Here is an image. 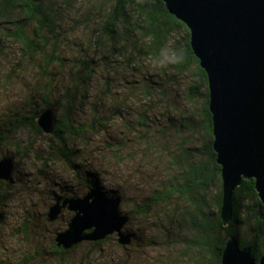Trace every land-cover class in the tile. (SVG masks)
Returning <instances> with one entry per match:
<instances>
[{
  "label": "trees",
  "instance_id": "obj_1",
  "mask_svg": "<svg viewBox=\"0 0 264 264\" xmlns=\"http://www.w3.org/2000/svg\"><path fill=\"white\" fill-rule=\"evenodd\" d=\"M6 46L19 64L26 61L41 81L36 108L27 114L21 111L6 117L0 149L10 138L26 133L28 137L21 140L26 158L37 150L32 139L45 137L50 158L42 159L43 165L59 162L73 169L75 149L70 143L84 138L83 133L97 132V126L104 129L114 119H122L119 111L130 109L127 106L130 100L141 105L143 111L137 112L127 127L137 134L149 132L156 125L153 98H158L160 107L166 102L165 96L157 92L154 79L159 78V87L166 89L177 78V75L168 76L169 73L192 76L185 89L187 115L179 116L178 144L173 146V142H167L166 128L160 129L164 135V141L158 146L161 150L158 147L152 150L165 177L149 198L136 205L131 215L159 217L160 221L155 220L159 226L163 221L165 233L162 231L164 243L158 251L167 253L168 249L177 250L180 246L183 249L180 258L184 257L186 264H222L231 238L242 249H250L253 260L259 263L263 255L264 204L255 180L244 179L234 192L233 218L228 224L222 219V167L213 146L208 76L192 49L189 28L170 14L163 0H0V60L3 63ZM12 82L15 83L13 76ZM112 82L129 95L117 96ZM58 90L59 99L53 100ZM39 105L42 108L37 110ZM51 107H57V126L48 135L36 120ZM114 108L115 111L109 112ZM88 113L93 115L91 123L83 124L87 120L81 124L78 117ZM147 138L148 135L142 136L144 140ZM114 145L121 150L124 141ZM143 145L148 146L147 141ZM116 153L118 158L119 152ZM17 163L16 172L22 165L19 159ZM11 187L10 182L0 181V227L3 225L1 210L10 200L7 194ZM88 188L102 193L96 184ZM67 196H60L56 201ZM26 232L24 229V235ZM80 245L67 251L58 247L55 240L51 253L62 259ZM167 258L162 264H171ZM36 262L38 252L14 264Z\"/></svg>",
  "mask_w": 264,
  "mask_h": 264
},
{
  "label": "rangeland",
  "instance_id": "obj_2",
  "mask_svg": "<svg viewBox=\"0 0 264 264\" xmlns=\"http://www.w3.org/2000/svg\"><path fill=\"white\" fill-rule=\"evenodd\" d=\"M4 50L2 57L6 61L3 63L0 60V134L5 132L3 126L7 116L21 111L27 114L36 108L38 103L35 102L40 95L38 91L41 81L40 76L27 66L26 61L24 64H19L14 53L7 46ZM164 58L168 62L166 54ZM175 73H169L168 76L177 75V78L175 82L168 84L166 89L159 87L161 83L159 78L154 79L157 92L165 96L166 102L160 107L158 98L155 100L153 98L151 105L155 110L153 120L156 121V125L152 130L149 132L145 130L147 133L142 131L140 134L129 130L127 127L129 122L134 119L137 112L143 111L141 105L132 104L134 101L130 100V104L127 103L130 109L119 111L122 119H114L112 125L104 129L97 126V132L83 133L84 138L74 139L70 143L75 149L73 169L59 162L42 164V159L50 158V147L45 137L32 139L36 142L37 150L26 158L23 156L21 141L22 138L28 137L26 133L19 135L21 139L19 136L13 137L8 143L1 145L0 160L3 157L14 156L16 160H21L22 165L10 182L12 187L7 194L10 200L1 210L3 225L0 227V264H14L26 255L36 252H38V262L34 264H81L82 262H85L83 264H162L168 256L167 259L171 260L168 262L171 264H186L185 258H180L183 252L180 246L177 250L168 249L167 253L158 251V247L160 245L162 247L164 243L162 231L165 233L163 221L161 220L159 226L158 221L155 220L160 221L159 217L148 219L131 215L136 205L149 198L151 192L165 177V172L158 167L152 151L164 141L160 129L166 128L165 140L173 142V146L178 144L181 137L178 132L180 128L177 126L181 120L179 116L187 115L189 106L185 100V89L192 76L182 77ZM11 75L15 78V83L12 82ZM143 85L142 83L141 86ZM112 86L117 96L129 95L121 90V87L118 89L115 83ZM59 92L58 90L53 100L59 99ZM41 108L42 105H39L37 110ZM106 110L108 112L107 108ZM115 110L116 108L109 112ZM92 117L93 115L88 113L78 118L81 124L82 121L87 120L89 122L83 124H89ZM145 135H148L147 140L142 139ZM123 141L124 147L119 150L114 144ZM145 141L148 146L143 145ZM158 150L161 149L158 147ZM116 152H119L118 158L114 155ZM92 184H96L101 189L102 193H97L119 196L122 199L119 213L130 217L124 232L133 238L132 245H118V235L113 234L100 246L93 245V242H84L77 250L62 259L53 256L51 245L58 234L68 228L73 215L65 210L57 221L51 223L47 220L50 208L60 196L68 195L67 198L85 196L90 191L88 186ZM24 229L27 230L26 236ZM167 254L169 255L166 256Z\"/></svg>",
  "mask_w": 264,
  "mask_h": 264
},
{
  "label": "water",
  "instance_id": "obj_3",
  "mask_svg": "<svg viewBox=\"0 0 264 264\" xmlns=\"http://www.w3.org/2000/svg\"><path fill=\"white\" fill-rule=\"evenodd\" d=\"M171 15L190 30L191 46L206 71L213 115L214 150L222 167V219L233 218L235 190L244 179L255 180L264 204V0H163ZM44 133L57 126V107L37 117ZM14 156L0 160V181L9 183L17 170ZM122 199L90 190L83 197L58 199L50 208L49 222L65 210L73 214L56 243L71 250L84 242L98 243L113 234L121 246L132 245L124 232L130 221L119 213ZM222 264H264L252 258L235 238L226 245Z\"/></svg>",
  "mask_w": 264,
  "mask_h": 264
},
{
  "label": "bare ground",
  "instance_id": "obj_4",
  "mask_svg": "<svg viewBox=\"0 0 264 264\" xmlns=\"http://www.w3.org/2000/svg\"><path fill=\"white\" fill-rule=\"evenodd\" d=\"M104 195V194H103Z\"/></svg>",
  "mask_w": 264,
  "mask_h": 264
}]
</instances>
